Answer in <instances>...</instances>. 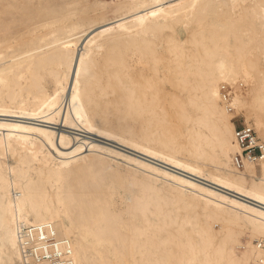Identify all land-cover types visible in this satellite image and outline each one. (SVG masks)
Returning a JSON list of instances; mask_svg holds the SVG:
<instances>
[{
	"label": "bare ground",
	"instance_id": "obj_1",
	"mask_svg": "<svg viewBox=\"0 0 264 264\" xmlns=\"http://www.w3.org/2000/svg\"><path fill=\"white\" fill-rule=\"evenodd\" d=\"M238 118L264 140V0H0V264L45 221L74 264H264Z\"/></svg>",
	"mask_w": 264,
	"mask_h": 264
},
{
	"label": "built area",
	"instance_id": "obj_2",
	"mask_svg": "<svg viewBox=\"0 0 264 264\" xmlns=\"http://www.w3.org/2000/svg\"><path fill=\"white\" fill-rule=\"evenodd\" d=\"M220 94L228 108L231 105V86L227 82L220 84ZM234 138L238 149L232 156L237 167L245 161H258L264 157V140L255 128L239 118L235 120ZM18 240L23 256L29 264H74L70 257V245L67 237H58L50 221L20 224L17 228ZM258 247H264V238L256 241Z\"/></svg>",
	"mask_w": 264,
	"mask_h": 264
},
{
	"label": "rangeland",
	"instance_id": "obj_3",
	"mask_svg": "<svg viewBox=\"0 0 264 264\" xmlns=\"http://www.w3.org/2000/svg\"><path fill=\"white\" fill-rule=\"evenodd\" d=\"M110 15L111 14H109V16ZM3 117L5 118V116H1V118H3ZM8 117H9V119H14V117L6 116V118H8ZM173 123L179 124V126L182 128V130L186 131V128L182 122H173ZM87 135H89L90 137H93V138L95 137L94 139L102 140L105 143H109V144L111 143V145H114V144L116 145V143H114L110 140L98 137L96 135H92V134H87ZM180 155L185 156V157L188 156L187 154H180ZM130 196H131V188H130L129 184H126L122 187H119L118 191L115 194L116 206H117V208H120L122 210V214L125 218L128 216L125 207L128 204V202L130 201Z\"/></svg>",
	"mask_w": 264,
	"mask_h": 264
}]
</instances>
